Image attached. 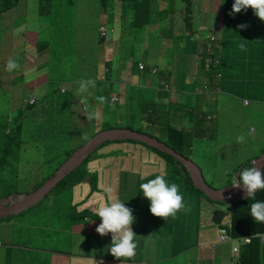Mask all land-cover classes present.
<instances>
[{"label":"rangeland","instance_id":"1","mask_svg":"<svg viewBox=\"0 0 264 264\" xmlns=\"http://www.w3.org/2000/svg\"><path fill=\"white\" fill-rule=\"evenodd\" d=\"M227 1H231L232 4L235 2V0H192L195 18L193 24L202 33L188 39L186 44L181 47H179V39L175 36V31L181 28V19L180 21L178 19V22H173L169 30L164 28L160 31V25L161 29L165 27L168 23V17L165 12L160 15L159 19L158 16L161 11H169L172 15H175L177 9V11H180L183 8V18L185 0H152V20L153 22L160 21L153 27L140 29L131 27L128 10L124 12L120 2L116 1L114 3L112 0L108 10H105L101 0H52V12L48 15L41 13L43 0H21L14 10L5 14L0 12V87L3 86V76L5 74L14 72L16 79L12 91L0 89V127L3 124H8V128H10L12 121L14 125L22 124L20 139L23 141L21 151L10 160L11 167L7 169L0 167V196L5 193L2 191L4 188L1 185L2 179L7 180L6 186L8 185L7 188L12 191V194L26 193L30 190L31 185L38 183L53 171L55 173L64 163L59 164L65 156L64 153H46L45 141L44 146L40 141L42 136L47 133L46 127L51 129L49 134H52L53 128H57L55 133L58 135V139H64V150L77 149L90 138H87V134L90 135L92 132L97 133L106 129L105 126H115L121 124V122L128 125L130 121H135V126L138 129L158 135L157 137L162 141L166 140L167 131L162 125L167 122V115L157 104H143L145 99L151 100L154 98L155 89L153 85L143 83L142 87V84H138V87H142L144 96L132 97L131 95V91L135 86L133 84L136 83V80L137 82L139 80L136 76L143 73L137 67L140 60H145L148 67L157 65L164 69L173 64L175 53L182 48L190 55H197L200 46L211 45L213 47L210 38L216 35H219V43L222 40H227V42L234 40L239 44L243 42L247 45L256 46L264 58V21H261L255 15L253 9L248 8L247 15L233 19L232 27H229V30L233 31L234 28L238 30L234 38H232V33L227 32L226 27L222 28V32L219 27L216 28L218 23L232 13L231 8L227 12L224 11V14L218 20L215 18L216 15L220 14V8L223 7L218 6L219 2L223 5ZM227 4L230 5L229 2ZM234 14L232 13L231 16L233 17ZM16 16L21 17L28 25V30L34 32L32 42L35 45L32 47H39L37 55L39 63L36 65L31 64L29 53L21 54L7 32L9 29L8 23H11V19L16 18ZM117 18L120 19V22L116 21ZM256 23L259 26L258 29L251 30V26L256 25ZM239 25H247V27L242 29ZM101 26L107 27V36L104 39H102ZM257 30H259L260 36L254 33ZM185 58L187 59V56ZM9 59L16 60L20 67L12 72L7 71L6 64ZM127 59L132 66V70L127 66ZM192 63L193 58L190 56L186 61L187 67L190 68ZM99 67L101 73L98 71ZM106 67L108 72H105ZM256 69H260V66ZM124 70L126 71L125 77ZM43 74H46V84L37 87L30 83L35 76ZM210 74L212 72L208 75ZM118 78L126 81V92L120 94L119 101H113L112 97L120 92ZM82 79L95 80V86L100 83L103 85L100 88V93L109 100V110H104V105L101 103L97 107L99 111L95 110L91 96L88 98L84 93H79V82ZM174 81L172 75L167 83L172 87ZM182 84V78L178 77L176 86H179L178 91H180L181 98L177 101V104L186 108L185 113H187L188 122L185 125L181 123L180 118H176V123L173 125L191 132V149L190 145L185 147L186 153H190L191 159L201 166L207 181L211 185L213 184L214 187L220 188L217 186L222 181L224 182L221 185L229 183L225 181V178L229 179L230 182H233L235 178V175L225 177L223 170L219 168L223 167L225 160L230 159L232 164L235 162V167L238 168V165L242 164L241 162L250 161L251 156L258 157L264 152V102L251 100L252 106L256 103L257 106L262 107L261 119L260 121L250 120L248 122L243 119L244 117H241L239 123L240 135L245 136V142H236V145L228 148V145L231 146L234 140V129L229 128V121L223 127L222 124L226 120H217L214 125L213 122H210L212 119L208 120L205 113L196 111L194 105L190 104L189 100L185 98L193 92V89L187 87L183 90L180 86ZM91 89L93 87L90 86L88 91H91ZM13 94L14 97L12 98ZM32 95H35L36 99L38 97V102L44 97L49 99L48 97L54 95L56 102L48 107L36 100L38 105L30 111L32 107L29 106L28 100ZM252 96L264 99V93L257 94L254 92ZM74 97L79 99L81 104L74 103L61 110V102L65 98ZM123 97H127L128 102L139 104L136 108L130 110V117L124 116L122 112L117 113L116 109L119 111L123 109ZM11 100L12 106L10 105ZM155 110L156 113H154ZM90 111L99 112V118L89 120L87 113ZM146 111L151 113V125L148 124L146 118L144 119V117L149 116ZM143 112L147 116H144ZM183 117H185V114H183ZM87 126H89V131ZM81 127L87 130L86 135H78L77 130ZM200 129H206V131L199 137L196 133ZM159 130L162 132L161 135L158 134ZM4 143L5 139H3L2 134L0 135V145L3 146ZM58 153L59 158L57 159ZM21 154L22 157H20ZM44 154L54 156L50 164L45 163ZM25 156H28L26 161L21 159H25ZM183 173L185 174V172ZM174 179L184 180L181 175H177ZM54 196V193L49 195L37 206L31 207V212L29 211L27 214L15 215L17 219L21 220V222L16 223V230L21 231L23 223L27 226L29 232H38L41 235L55 232L60 224L58 223L59 218L56 209L57 200L53 199ZM61 196L60 201L62 203H65L67 207L72 205V192L67 191ZM207 199L223 206L224 216L222 222H228L229 214L227 212L231 204L213 200L208 196ZM66 210L64 208V211ZM29 244H36V242L31 240ZM260 249L262 255H264V248L261 244ZM221 260L222 258L217 256L214 262H220ZM235 261L238 260L233 257L232 263Z\"/></svg>","mask_w":264,"mask_h":264},{"label":"crops","instance_id":"2","mask_svg":"<svg viewBox=\"0 0 264 264\" xmlns=\"http://www.w3.org/2000/svg\"><path fill=\"white\" fill-rule=\"evenodd\" d=\"M218 6L223 7L220 8V14L215 17L217 20L224 14V11L227 12L231 9L233 4L227 7L226 4L222 5L219 2ZM182 9L180 11H177V9L175 15H172L169 11L160 12V14L165 12L168 17V23L165 25L167 30H169L173 22H178V19L179 21L181 19V28L175 31V36L179 39V47L184 46L187 42V38L184 36L179 37V29L182 30L184 27ZM7 12H3L2 14ZM240 14L241 12L235 13L233 17L231 15L228 16L222 22L218 23L216 28L218 29L219 27L222 32V28L226 27L227 32L232 33V38H234L238 30L234 28L231 31L229 27H232L233 19H238ZM8 24L9 29L7 32L10 34L12 41L15 42L21 54L29 53L31 55V64H38L39 60L37 55L39 53V47H36L38 49L37 51L36 48L32 47L35 45L32 42L34 32L29 31L28 25L18 16L11 19V23ZM166 27L161 29L160 25V31ZM258 27L257 23L256 25L253 24L251 30L254 31ZM254 33L260 36L259 30ZM215 37L214 50L218 55L217 65H220V67L215 74L210 75L212 79L205 73L202 74V77H199L201 76V72L197 73V70L195 72V58H197L198 54L190 55L182 48L175 53L173 64L164 69L157 65L148 67L145 60H140L139 63L143 62L145 64V69L139 68L143 73H139L136 76L139 80L138 82L136 80V83L133 84L135 86L133 91H131V95L132 97L144 96L142 91L143 83L153 85L155 96L151 100L145 99L144 103L154 101L158 106L162 105L164 107V113L169 115L172 124L176 123V118H180L181 123L187 124V114L185 113V117H183L184 113H182L186 108L177 104L181 95L179 93L180 91H178L179 86H176V81L178 77L182 78L183 84L180 85L182 86L181 88L183 90L187 87L193 89L191 94L185 96L190 104L196 107L200 102L209 103V106L206 108V117L208 120L212 119L210 122H213L214 125L217 120H226L222 124L223 127L229 121V128L234 129V140L231 146L228 145L229 148L232 145H236L235 138L240 136L239 123L241 117H244L243 119L248 122L250 120L260 121L261 119L262 107L257 106L256 103L252 106L251 100L254 99L255 102H264V99L252 96L254 92L257 94L264 93V58L256 46L245 44L246 50L242 51L239 48V43H236L234 40L228 42L227 40H222L219 43V35ZM202 48L201 46L199 47V53ZM184 55L187 56V59L190 56L193 58V63L190 68L187 65L183 66ZM126 63L129 69L132 70L128 59ZM258 66H260V69L257 70L256 67ZM154 69H157V71L154 72ZM98 71L101 73L100 67ZM105 72H108L107 67L105 68ZM125 72L124 70V77ZM172 75L175 81L174 86L170 87L167 81L171 79ZM207 79H211V81L208 82ZM14 80H16L14 72L5 74L3 76V86L0 89L3 91H12L14 89ZM46 81V74H43L37 77L35 76L34 79H31L30 83L39 87L40 85L46 84ZM117 81H120V92L116 95L120 97V94L126 92V81L121 78H118ZM193 83H196L195 87ZM210 83L211 85H209ZM138 84H142V87H138ZM167 85L168 87H166ZM100 87H103V85L98 84L91 91L84 93L88 98L91 96L90 98L93 99V105L97 111H99L97 108L98 105H101L96 100L97 96H101ZM126 99L127 97H123L122 100L126 101ZM74 103L81 104L80 100L76 97L73 98ZM10 105L12 106V100ZM196 111L204 113L202 110ZM3 125L0 127V130L3 129ZM214 125L212 124V126ZM161 133L159 130L158 134L161 135ZM175 143L180 145L177 140ZM250 158L253 161L256 157L251 156ZM245 162L247 161L241 162L242 164L238 165L239 167L237 168L235 167V162L232 164V161L229 159L228 161L225 160L222 168H219L223 170L225 177L228 175L234 176L240 173ZM87 169L88 175L82 182L73 186L65 185L60 189H55L56 185L43 199L45 200L49 195L55 194L53 199L57 200L56 209L59 218L58 223L60 224L55 229V232L42 235L38 232H29L27 231V226L23 223L21 231H17L16 223L21 222V220L15 217L18 214L7 218H0V264L237 263V261L232 263L233 257L236 258L232 251V243L230 241L221 242L219 240V222L215 221L214 213L217 210L223 212V206L209 201L205 195L196 191L186 180L168 177L166 160L156 150L133 141L111 143L102 146L99 150L98 157L92 158L87 164ZM3 171L6 172L7 170ZM201 171L203 174L202 169ZM160 174L165 175L169 184L176 183L180 186V191L184 196L185 204L190 209L189 211H180L176 214L175 218L170 216L166 219L156 217L151 213L150 200L144 194L140 195V185L154 179ZM203 177L205 178L204 175ZM205 180L211 185L206 178ZM225 181L229 183L221 185L224 182L222 181L217 187L222 188L225 185H231L233 183L226 178ZM6 183V179L1 180V185L4 187L2 191L12 192L7 188L8 185L6 186ZM36 184L31 185L30 190ZM211 186L214 187L213 184ZM108 189H111L113 199H119L125 203L126 207L132 209L133 216L135 217L132 229L137 234V248L136 255L132 259L122 258L121 260H117L108 251V246L112 242V234L109 233L108 235L101 236L96 231L101 220L95 214L94 208L101 202H107L109 195ZM29 191L26 193H30ZM67 191L72 192V205L69 207L60 201L61 195ZM22 194H11L8 197L1 195L0 199L6 204L11 205V201L16 198L15 196ZM39 203L34 206H37ZM64 208L67 210L64 211ZM229 209L230 207L228 211ZM29 211L31 212V208L19 214H27ZM31 240L35 241L36 244H29ZM217 256H220L222 260L215 263L214 260Z\"/></svg>","mask_w":264,"mask_h":264},{"label":"trees","instance_id":"3","mask_svg":"<svg viewBox=\"0 0 264 264\" xmlns=\"http://www.w3.org/2000/svg\"><path fill=\"white\" fill-rule=\"evenodd\" d=\"M21 0H0V12H7V11H11L14 10L16 8V6L19 4ZM52 0H43V6H42V12L45 14H51L52 12V6L53 3L51 2ZM110 1L111 0H101L103 7L105 8V10H108L109 5H110ZM114 3L116 1L120 2V4L123 7L124 12L128 10L129 12V21H130V25L133 28L136 29H140V28H145V27H152L153 25L157 24L159 21H155L153 22L152 17H153V12H152V0H112ZM230 3V5H232L231 1H227V3ZM226 3L227 7H230V5H228ZM186 12V14H185ZM185 12H184V27L183 29L180 31L179 37L180 36H184L185 38L188 39L194 37L195 35L200 34L201 32H199L200 30L197 29L195 27V25L193 24V19H194V10L192 8V0H185ZM161 14H159L158 19L160 17ZM199 30V31H198ZM213 51L209 54L210 50H209V46H205L202 49L203 51V56L204 58L207 56V58L210 56L212 58V60L217 58V53L214 50V45H213ZM185 56V55H184ZM129 61V60H128ZM186 58H183V66L186 65ZM139 62L137 63V67H138ZM205 59H203L201 56L197 55V58H195V72L197 70V73L201 72V76L202 74H206L208 75L210 72L215 73L216 71L219 70V66L220 65H216L215 63H213L211 65V69L206 71L205 69ZM139 69V67H138ZM209 77L212 79V76L209 75ZM211 79H207L208 82L211 81ZM201 83H203L201 81ZM101 84V83H100ZM194 87L196 85V83H193ZM102 88V87H100ZM65 92V91H64ZM49 99H47V97H44L41 101H39L41 104H45L48 107L52 106L55 104L56 102V98L55 96H50L48 97ZM128 99H126L125 103L123 104V109L121 111H119L118 109H116L118 112H122L124 116L126 117H130L131 113L130 110L134 109L137 107V105L134 102H128ZM38 102V100H37ZM34 103V104H29V106H31V110H33V108L38 105V103ZM73 104V98H65L64 101L61 102V110H64L66 107H69ZM144 104H149V105H154L156 104L154 101L151 102H146ZM109 106H110V102L107 99V102L104 103V110H109ZM209 106V103H205V102H200L199 104L196 105V110H202L204 113H206V108ZM159 108H161L163 110L164 107L158 106ZM154 108V106H153ZM148 109V108H147ZM113 112H115L113 110ZM148 113V117H144V119L146 118L147 122L149 125H151L152 120H151V113H149V111H146ZM157 111L155 110L154 113H156ZM164 112V110H163ZM116 113V112H115ZM144 113V112H143ZM185 114V111L182 112ZM187 114V113H186ZM117 115V113H116ZM144 116H147L146 114ZM135 121H130L128 125L124 124V122H121V124H117L115 125L116 127H128V128H133L139 131H143L146 132L150 135L151 134L149 131H145V130H140L135 126ZM10 128L8 130V132H6L3 135V139H5V143L3 146L0 145V151L3 152L2 157L0 158V166L2 167H8L9 166V161L11 160V158L15 155L18 154L21 151V147H22V143L23 141L20 139L21 138V134H22V124H13V122L10 123ZM187 125V124H185ZM115 126H105V128H110V127H115ZM163 127H165L166 131H167V136H166V140H164L167 144H169L171 147H173L175 150H177L178 152L182 153L184 156L190 158L191 154L190 153H186V149L185 147L190 145V149H191V141H190V136H191V132L184 130L182 128H177L172 124V121L169 119V115H167V122L162 125ZM46 134L42 136V138L44 139H40V141L42 142L43 146H44V141H45V147L47 149L46 153H51V152H59V153H64L65 156L60 160L59 164L64 162L70 155L71 153L75 150H69L66 149L64 150L63 144H64V139L57 138V134L55 133L57 131V128H53L52 129V134H49V132L51 131V129L49 127H46ZM87 130L89 131V126H87ZM87 130L83 129L81 127V129L77 130L78 135L84 134L86 135ZM206 131V129H200L199 131H197L196 135H203V133ZM96 132H92L90 135L87 134V138L91 137L95 134ZM153 136H158V135H153ZM86 138V139H87ZM160 139V138H159ZM179 141L180 145L176 144L175 141ZM121 141H133V142H137L134 140H116V141H106L102 144H100L90 155L87 159H85L83 161V163L77 167L76 169H74L70 174H68L65 178H63L55 187V189H60L62 186L68 185V186H73L77 183L82 182L88 175V169H87V164L89 163V161L92 158H95L99 155V150L102 148V146L111 143V142H121ZM140 143V142H139ZM143 145H146L145 143H141ZM147 147H150L153 150H156L157 152H159L163 158L166 160V166H167V175L170 177H176L177 175H181L182 178L184 180H186L189 184H191L196 191H198L199 193L205 195L200 189H198L197 187L194 186L192 179L189 176L188 170L186 169V166L181 163L178 159H176L175 157H173L172 155L165 153L157 148L151 147L146 145ZM189 149V150H190ZM188 150V151H189ZM264 151V149H263ZM59 153L57 156V159L59 158ZM44 156V160L45 163L50 164L51 160L54 158V156H48L50 158H48L45 154ZM22 157V154L21 156ZM53 157V158H52ZM28 156H25V159L21 158L22 160H27ZM28 163V162H27ZM253 166V162L252 160H248L247 162H245V165L242 166L241 172L243 171L244 168L246 167H252ZM58 168V167H57ZM56 168V169H57ZM185 172V174L181 171ZM264 171V170H263ZM240 172V174H241ZM54 173V171L52 173H50L47 177H44L42 181H40V183H37L35 186H33L32 190H30L29 192L34 191L35 189H37L38 187L41 186V184H43V181L50 177L52 174ZM12 194V192H5L3 195L5 197H8ZM143 192L140 189V195H142ZM207 197V195H205ZM256 201H264V190H260L256 193L255 197L252 199H242V200H237L235 202L231 203L230 206V211L227 212V214H229V221L226 223L222 222L224 213L222 211L217 210L214 213V219L215 221L223 224V226H225L229 232V234L233 237H239V236H243V235H252L255 236L252 239V242L250 244H246L242 247L239 259L237 261L236 264H264V255H262V251L260 249V244L263 246L264 248V241L261 240V238L257 235V234H262L264 233V223H256L254 221V219L251 217V210L249 205H251L252 203L256 202ZM131 202V201H130Z\"/></svg>","mask_w":264,"mask_h":264},{"label":"clouds","instance_id":"4","mask_svg":"<svg viewBox=\"0 0 264 264\" xmlns=\"http://www.w3.org/2000/svg\"><path fill=\"white\" fill-rule=\"evenodd\" d=\"M248 8L253 9L255 15L261 21H264V0H235L232 6V13H240L242 11L240 16L241 15L245 16L248 13L247 11ZM232 13H230V15ZM116 21L120 22V19L118 18V20ZM239 27L243 29V28H246L247 25H239ZM101 31H102V39H104L107 36V27L101 26ZM210 39L214 45V40H215L214 36H211ZM208 46H209V50H210L209 54H210L213 51V48L211 47V45H208ZM239 48L242 51H245L246 50L245 43L243 42L240 43ZM203 51L204 50L202 49L198 55L201 56L203 59H205L206 63H207V59H209L208 61L211 62L210 69L213 63H215L216 65L218 64L217 58L214 60H212L210 56L208 58L207 56L204 58L202 54ZM140 64H143L144 68H140ZM19 67H20L19 63L13 59H9L6 64V70L9 72L17 70ZM139 68L145 69V64L143 62H140ZM153 71L156 72L157 69H154ZM193 79L195 78L193 77ZM95 85H96V81L93 79H86V80L82 79L79 82V93H86L90 86L94 88ZM166 87H168V85ZM114 97H117V99L116 100L112 99L113 101L120 100V97L118 95ZM36 100H38V97ZM96 100H98L101 104H103L107 102V97L103 95L97 96ZM28 103L34 104L36 103V101L34 103H31L30 98H29ZM124 103H125V100H122V104ZM205 114L207 116V113ZM99 115H100L99 112H96V111H90L87 113V117L89 120L98 119ZM110 128H114V127H110ZM8 130H9L8 124L7 125L4 124L3 129L0 130V135L2 134L4 135L6 132H8ZM236 142L244 143L245 136L244 135L238 136L236 138ZM0 153H1V156H0L1 158L3 155V152L0 151ZM10 167H11V162L9 161V166L2 167V168L7 169ZM241 184L243 185V190L245 192V196H244L245 199H252L255 197L258 191L264 190V171H262L261 168L257 166L256 162H253L252 167L244 168L241 174L240 173L238 174V180L234 178L232 186L238 188L241 186ZM140 189L143 192L144 196L148 200H150V211L156 217H161V218L166 219L171 216L175 218L178 212L180 211L187 212L190 210L184 202V196L180 191V186L176 183L169 184L164 174L157 175L154 179H151L146 183H142L140 185ZM108 193L109 195L107 197V202H101L94 208L95 214L101 220V223L96 228V231L101 236L108 235L109 233L112 234V242H111V245L108 246V251H110L111 255H113L117 260H121L122 258L132 259L136 255V248H137V243H136L137 234L132 229V225L134 223L135 217L133 216L132 209L126 207L124 202L120 201L119 199L112 198L111 189H108ZM249 207L251 210V213H250L251 217L254 219V221L256 223H264V201H256L252 203L251 205H249ZM222 227H225V226H223L221 222L219 223V230ZM262 234H263V237H261L258 234L257 235L263 241L264 233ZM219 236H220V231H219ZM230 242L232 241L230 240ZM239 256H236V260L239 259Z\"/></svg>","mask_w":264,"mask_h":264},{"label":"water","instance_id":"5","mask_svg":"<svg viewBox=\"0 0 264 264\" xmlns=\"http://www.w3.org/2000/svg\"><path fill=\"white\" fill-rule=\"evenodd\" d=\"M109 140H134L172 155L186 166L195 187L213 200L231 203L245 199V192L242 184L238 188L233 187L232 184L225 185L222 188H214L206 182L201 168L197 163L191 158L184 156L158 137L133 128L114 127L100 130L91 136L84 144L74 150L60 168L34 191L15 196L16 198L11 201V205L6 204L0 199V218H7L19 214L39 203L63 178L79 167L100 144ZM253 162H256L257 166L263 171L264 152L256 157Z\"/></svg>","mask_w":264,"mask_h":264},{"label":"built area","instance_id":"6","mask_svg":"<svg viewBox=\"0 0 264 264\" xmlns=\"http://www.w3.org/2000/svg\"><path fill=\"white\" fill-rule=\"evenodd\" d=\"M209 59H207V63H206V70H209L210 69V63L208 61ZM140 68H144V65L143 64H140ZM113 100H116L117 97H112ZM36 101V97L35 96H31L30 97V102L31 103H34ZM235 178L238 180V174L235 175ZM220 241L221 242H226V241H232V251L233 253L235 254V256H239L240 252H241V249H242V246L243 245H246V244H249L252 239H253V236L252 235H244V236H239V237H231L229 234H228V230L227 228L225 227H222L220 228ZM260 235L261 237H263V234H258Z\"/></svg>","mask_w":264,"mask_h":264}]
</instances>
